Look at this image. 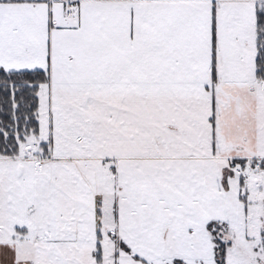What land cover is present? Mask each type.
Here are the masks:
<instances>
[{"label":"snow or ice","instance_id":"6c2138e0","mask_svg":"<svg viewBox=\"0 0 264 264\" xmlns=\"http://www.w3.org/2000/svg\"><path fill=\"white\" fill-rule=\"evenodd\" d=\"M0 264H264V0H0Z\"/></svg>","mask_w":264,"mask_h":264}]
</instances>
